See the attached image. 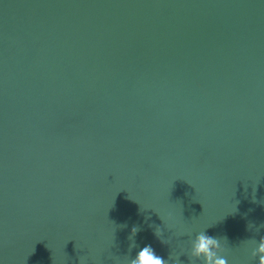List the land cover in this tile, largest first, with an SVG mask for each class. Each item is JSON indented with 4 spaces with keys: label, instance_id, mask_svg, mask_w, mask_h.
<instances>
[{
    "label": "water",
    "instance_id": "water-1",
    "mask_svg": "<svg viewBox=\"0 0 264 264\" xmlns=\"http://www.w3.org/2000/svg\"><path fill=\"white\" fill-rule=\"evenodd\" d=\"M249 223L264 0H0V264L167 260L201 231L257 264Z\"/></svg>",
    "mask_w": 264,
    "mask_h": 264
},
{
    "label": "clouds",
    "instance_id": "clouds-1",
    "mask_svg": "<svg viewBox=\"0 0 264 264\" xmlns=\"http://www.w3.org/2000/svg\"><path fill=\"white\" fill-rule=\"evenodd\" d=\"M247 227L249 230L254 229L256 233H259L260 229L264 228V224L256 227L254 224L249 223ZM138 230L136 227H133L131 230L129 240L132 243L129 246V252H131L132 248L136 247L134 238ZM154 235L162 243H170L169 240L162 238L163 233L161 229L156 228ZM221 240L222 238L212 237L207 235L205 231H201L189 241V248L187 250L182 249L176 254L172 252L167 260L157 255L151 245H145L136 253L134 258L131 255H126V264H178L180 255L188 257V264H194L195 261H202V264H228L227 257L222 255L225 249L221 244ZM246 243L254 246V249L251 251V257L257 259V264H264V236H260L258 241L254 238H249ZM80 264H82L81 258Z\"/></svg>",
    "mask_w": 264,
    "mask_h": 264
}]
</instances>
